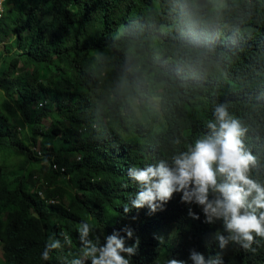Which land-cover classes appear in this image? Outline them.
Returning a JSON list of instances; mask_svg holds the SVG:
<instances>
[{
	"label": "trees",
	"instance_id": "trees-1",
	"mask_svg": "<svg viewBox=\"0 0 264 264\" xmlns=\"http://www.w3.org/2000/svg\"><path fill=\"white\" fill-rule=\"evenodd\" d=\"M4 8L0 264H70L82 222L102 240L120 232L132 246L138 237L131 264H193L191 250L264 264V239L255 251L220 249L222 223H205L179 193L156 213L123 209L138 191L128 169L171 163L210 134L220 106L244 130L256 157L249 174L264 185V0H6ZM61 232L71 245L43 260Z\"/></svg>",
	"mask_w": 264,
	"mask_h": 264
},
{
	"label": "clouds",
	"instance_id": "clouds-1",
	"mask_svg": "<svg viewBox=\"0 0 264 264\" xmlns=\"http://www.w3.org/2000/svg\"><path fill=\"white\" fill-rule=\"evenodd\" d=\"M215 117V122L209 121L207 125L210 134L174 156L171 163L160 161L144 167H130L128 177L138 191L123 209L127 214L132 209L147 207L151 213H156L164 210L179 193L182 203L201 208L205 223H222V231L217 230L213 237L220 249L233 243L255 251L252 245L256 238L264 239V185L249 174L256 157L245 150L241 139L244 130L237 120L229 117L225 107H218ZM188 214L192 219H200L191 207ZM93 231L87 222L77 226L80 250L70 264H131L130 258L137 254L140 244L138 237L134 245L126 246V239L120 232L105 235L102 240L101 234L93 235ZM123 231L127 239L134 238L131 229ZM59 236L63 243L61 239L50 237L42 253L43 260H49L53 250L71 245L67 233L61 232ZM189 258L193 264H222L219 256L206 258L195 250H191ZM166 264L184 262L170 258Z\"/></svg>",
	"mask_w": 264,
	"mask_h": 264
},
{
	"label": "rangeland",
	"instance_id": "rangeland-1",
	"mask_svg": "<svg viewBox=\"0 0 264 264\" xmlns=\"http://www.w3.org/2000/svg\"><path fill=\"white\" fill-rule=\"evenodd\" d=\"M10 42L11 41H9V39H8V42L7 43H9L10 44ZM13 52H14V50L11 48L10 50H9V52L7 53V55H12L13 54ZM75 94L76 95H82L81 93H79V92H75ZM3 98V93L0 91V100ZM8 116L9 117H11V118H15V117H17L18 116V114H16L14 111L12 112V113H8ZM16 165L13 163V161H11L10 162V164L8 165V167L6 168V173L12 178V179H14V176L15 175H18V171L16 170ZM174 229L173 230H169L168 232H167V234H169V235H173L174 234Z\"/></svg>",
	"mask_w": 264,
	"mask_h": 264
},
{
	"label": "built area",
	"instance_id": "built-area-1",
	"mask_svg": "<svg viewBox=\"0 0 264 264\" xmlns=\"http://www.w3.org/2000/svg\"><path fill=\"white\" fill-rule=\"evenodd\" d=\"M6 0H0V19L2 18V16H3V13H4V11H5V8H4V2H5Z\"/></svg>",
	"mask_w": 264,
	"mask_h": 264
}]
</instances>
